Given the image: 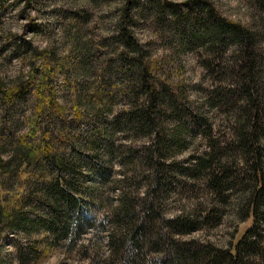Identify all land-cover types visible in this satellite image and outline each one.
<instances>
[{"label": "trees", "instance_id": "trees-1", "mask_svg": "<svg viewBox=\"0 0 264 264\" xmlns=\"http://www.w3.org/2000/svg\"><path fill=\"white\" fill-rule=\"evenodd\" d=\"M7 1L0 0V14ZM22 2L30 6V0H14V5ZM123 2L116 35L104 43L87 35L88 14H66L74 49L63 59L35 47L24 35L0 39L5 44L1 55L10 50V57L3 58L29 69L13 85L0 77V187L26 191L9 207L0 202V239L17 231L26 236L45 231L54 246L71 247L94 225L81 214L82 205L87 206L83 195L98 201L88 183L108 180L105 165L122 155L123 165H131L135 177L146 181L147 192L144 198L125 193L120 199L109 264H147L150 252L166 253L163 264H264V233L256 228L238 242L233 255L175 241L174 235L195 232L202 222L192 216L165 220L161 215L164 198L191 181L194 187L205 184L219 200L248 188L246 210L254 206L264 220V18L251 29L221 18L204 0L183 5L167 0ZM259 8L264 9V0ZM147 17L161 33L172 34L170 46L177 56L188 51L200 56L215 86L203 90L204 100L197 106L189 101L187 87L161 80L149 61L150 51L136 39L133 28ZM26 29L36 35L41 27L30 21ZM59 76L64 78L65 99L74 95L73 117L58 101ZM117 104L123 108L110 118ZM204 106L229 117L231 140L212 138ZM27 111L38 139L17 137ZM116 133L152 140L149 146L120 153L113 145ZM197 134L208 140L209 151L193 157L188 166L168 163ZM4 154L9 157L3 159ZM219 217L213 210L204 222L214 224ZM37 250L31 245L21 251V263L37 259Z\"/></svg>", "mask_w": 264, "mask_h": 264}, {"label": "rangeland", "instance_id": "rangeland-1", "mask_svg": "<svg viewBox=\"0 0 264 264\" xmlns=\"http://www.w3.org/2000/svg\"><path fill=\"white\" fill-rule=\"evenodd\" d=\"M167 1L183 5L192 0ZM204 1L210 3L221 18L239 23L246 28H255L259 19L264 18V9L259 8V1L262 0ZM124 6L123 0H30V6L27 7L25 2L14 5V0H8L3 13L0 14V39L24 35L32 39L35 47L54 52L58 58L63 59L69 57L74 49L71 33L67 32L71 23L66 14L76 13L81 16L88 14L89 17L84 24L87 35L95 38L98 43H104L116 35L115 26L121 19L120 11ZM30 21L41 27L38 34L32 35L26 29ZM154 21L151 17L138 20L133 28L136 39L150 51L149 61L157 68L156 73L161 80L171 87H187L189 101L197 106L204 100L203 90L215 86L214 81L201 66V58L197 51H188L177 56L174 48L170 46L173 40L172 34L161 33ZM72 24L74 26V23ZM75 30L76 27L72 29V33ZM1 40L0 49L5 45ZM9 51L2 55L0 53V77L11 85L19 76L23 74L27 76L29 69L18 60L13 59L9 62L5 60L3 57H10ZM57 81L58 101L66 106L68 115L73 117L77 113L73 103L74 95L71 100H66V93L62 90L64 78L59 76ZM122 108L121 104L114 106L110 118ZM203 110L212 125L213 139L223 142L234 137L233 130L228 125L229 117L224 112L217 109L209 110L207 106H204ZM30 116L31 113L27 111L22 117L24 125L17 133V137L39 138L37 135L33 136V121ZM151 140L144 136L134 139L116 133L113 145L115 149H121L120 153H122L129 147L149 146ZM187 141L188 146L182 152L167 159L168 163L173 161L188 166L193 157L209 151L208 140L200 134L188 138ZM121 156H115L105 165L110 170L106 175L108 180L101 183L91 179L88 183L87 188L95 187L94 193L98 196V201H92L90 196L83 195V201L87 206L82 205L81 214L94 225L87 226L71 247H68L67 243L54 246L48 239L49 233L45 231L32 232L29 236L21 231L12 232L0 239V264H22L19 255L31 245H35L38 249V257L29 264H109L110 235L112 231H116L115 215L121 205L120 199L125 193L131 198H144L147 192L146 181L142 176L135 177L131 165H123ZM8 157L9 154L2 155L3 159ZM193 184L188 181L184 187L174 188L162 202L161 215L165 220L192 216L202 222L195 232L174 235L175 241L209 245L218 250H229L236 255L235 248L238 242L249 233L251 228L264 233V220L260 213L254 211V206L246 210L248 206L244 198L248 196V188L229 192L223 201L216 198L205 184L195 185L196 187ZM24 195L26 191L23 189L14 187L10 190L0 187V202L4 206L9 207L11 201L21 199ZM213 210L220 213L218 220L214 224L204 222L207 214ZM165 256L166 253L150 252L147 254V264H163Z\"/></svg>", "mask_w": 264, "mask_h": 264}]
</instances>
